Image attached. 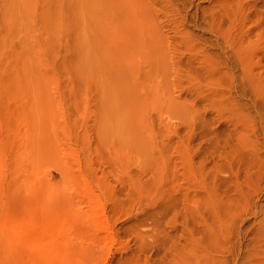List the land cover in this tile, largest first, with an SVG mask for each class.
I'll return each mask as SVG.
<instances>
[{"label": "rangeland", "instance_id": "374dc122", "mask_svg": "<svg viewBox=\"0 0 264 264\" xmlns=\"http://www.w3.org/2000/svg\"><path fill=\"white\" fill-rule=\"evenodd\" d=\"M0 264H264V0H0Z\"/></svg>", "mask_w": 264, "mask_h": 264}]
</instances>
